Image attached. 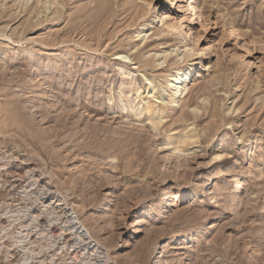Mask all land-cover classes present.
Instances as JSON below:
<instances>
[{"label": "rangeland", "instance_id": "obj_1", "mask_svg": "<svg viewBox=\"0 0 264 264\" xmlns=\"http://www.w3.org/2000/svg\"><path fill=\"white\" fill-rule=\"evenodd\" d=\"M16 1L0 0V264H153L156 252L158 264H264V0H196L202 15L191 0H153L178 24L191 14L190 43L201 31L209 53L188 104L156 129L141 115L155 100L144 73L164 98L166 67L131 65L133 31L153 16L126 9L138 0H61L48 15ZM136 87L146 99L135 107ZM204 95L208 111L185 120ZM192 120L194 147L168 154L161 142L180 141ZM215 152L227 186L241 180L239 199L213 178Z\"/></svg>", "mask_w": 264, "mask_h": 264}, {"label": "bare ground", "instance_id": "obj_2", "mask_svg": "<svg viewBox=\"0 0 264 264\" xmlns=\"http://www.w3.org/2000/svg\"><path fill=\"white\" fill-rule=\"evenodd\" d=\"M17 1L20 2L21 5L24 6L25 8L27 7V5H29L28 3H30V2H31L30 7H33V4H35V6L38 4V12H37V6L35 7L36 8L35 11L39 14L40 13L44 14V12H45V14H47V15H48V13H51V14L53 12L56 13V11H58L59 5L62 3L61 0H17ZM174 1L175 0H171L170 6L173 5ZM13 2H14V0H13ZM106 2H107V0H97L96 1V3H101V4H104ZM120 3L122 5L123 1ZM16 4H18V3H16ZM160 4H161L160 2L156 3V4H155V2L153 3V0H138L137 2H134V4L129 5L126 8L127 10L134 12V9H137L138 7L142 8L144 6L146 9V14L150 13V12L153 14L152 19L146 20L145 22H143L141 24L142 27L135 28V30L133 31L137 38L135 39V42H134L135 43L134 48L132 47L131 49H133V51H132L133 53L137 51L136 52L137 58L134 57L132 59H134V61H135V58L138 59L137 61L131 63V65L133 64L132 65L133 68H136V69L140 68L141 72L142 71L145 72V70L148 68L162 69V68L166 67L163 75H161V76H163V78H161L162 79L161 87H162V90L166 91V96L164 98L161 95H158L159 94L158 93V87L160 86V83H156L155 82L156 80L154 77H152V76L150 77L149 74L144 73V77L146 79V84L148 85V93H152V95H150L149 98L152 97L153 99L155 98V100L152 101L149 99V100L145 101L146 98L141 96V91L139 89H137V87H136L137 90H135V91L132 90L133 92H136V95H134V96H136L137 99L133 100L134 98L131 99L132 97L131 98L129 97L130 98V99L128 98L129 100L126 99V101L128 100V102L130 103V106L134 105L135 107H136V104L141 105V103L143 101L146 102L142 106V111H144V113H142L141 115H144V114L146 115V118L145 117L144 118L147 119L149 121V123H151L152 128L156 127L157 124H155V123L162 122V120L164 119L165 114L168 110H174V109L181 110L183 105L188 104V102L186 100H185L186 103L183 104L182 98L184 95L188 94V92L190 91V88H189L190 81H192V79L195 76H199L202 72H205L206 69H209L208 60L206 63L203 62V59L207 58L209 55V53L207 52V46L204 45L201 48L200 47L198 48V46H197L199 36H201V34H202L201 31H199L198 35H196L195 37L193 35V31H191L192 35H193L192 36V39H193L192 42H194V44H191L190 43L191 40H189L191 36L188 33H190V30H192V28H193L191 26V24L194 23L193 16H191V14L189 13L190 15L186 17L185 21H182L181 24H178V22H176L175 20H172V18H174V17H172L169 9L167 11H164V8H162V5H160ZM51 7H52V9H51ZM179 8H181V10H182V6H180ZM189 8L191 9L190 12H193L196 8H198V11L202 15V9L198 5L196 0H191V4H190ZM148 11H150V12H148ZM135 12H137V10ZM138 15H139V13H138ZM167 16H169V19H165ZM178 18L181 21V18H183V16L178 15ZM228 31H229V34L231 36H234V35L236 36V34L238 33L239 30H238V27L234 23L229 22ZM154 38L158 40V43H156L157 45L161 44V48L156 49L154 51L148 50V51L142 52L143 48L147 45V43L149 41H153ZM168 42L169 43L172 42V43L167 44ZM177 43H179L180 45ZM115 56H116V59L121 60L123 63H125L127 61L126 60L127 58H129V60L131 59V55H127V53H123V52H116ZM203 56H205V57H203ZM171 62L173 65H174V62L179 64V65L177 67L173 66L174 67L173 69L167 68L169 65H171ZM131 65H129V66H131ZM128 71L129 70L127 68L123 67V73H126ZM125 75H127V74H125ZM215 75H217V74H215ZM215 75H213L212 77H209L210 78L209 79L210 82L208 81V83H210L209 85H213V86L215 85L216 77H218V75L217 76H215ZM214 76H215V78H214ZM130 81H132V80H130ZM126 85H130V84H126ZM206 86H208V85H206ZM131 89L130 90L123 89V90L127 91V93H129V95H131V93H130ZM123 90H122L121 95H123V93H125V92H123ZM211 91H213V90H211ZM120 92H121V88H120ZM144 93H146V92H144ZM204 96L205 97H202L200 99V103H198V101H197L195 104L191 103L190 105H188L189 110L185 114H183L184 119L187 117H189V118L193 117L194 119H197L200 117V114H199L200 112L203 111V113H205L208 111L207 103L210 102L209 98H208L209 96L208 97H206V95H204ZM123 99H125V97ZM121 102H122V100H121ZM128 102H126V103H128ZM154 102L157 103L155 106H153ZM126 103H125V105H127ZM127 107H129V106L127 105ZM122 109H123V107H122ZM136 109H137V112H139V113L141 112V110H139L138 107ZM145 119H143L142 121H144ZM185 120H187V119H185ZM191 123H192V127H191L189 134H186V132H185V134H182L184 137L181 138L180 141H178V139L175 138L173 143H170L171 142L170 140H168V142H167V139H166V141L163 140L161 142V144L163 146H165V147L168 146V148H167L168 154H172L176 157L181 156V155L186 156V154L189 153L188 151L194 147L192 145L190 147V144L197 142V140L193 141V139L199 137V134L198 135L194 134L195 130L193 129V124L195 123V121L192 120ZM232 128H233V126H232ZM238 138H239V136L237 137V139ZM224 159H225V156L222 154V152H215L212 154V160H210V161L213 164L216 163V167L214 168V172L212 174L213 178H216V180L219 181V185L221 186L220 187L221 190H226L227 191L226 193H228L232 198L239 199L240 194H241V187H242L241 180L238 178V176H236V177H234V178H236L235 180L232 179L233 181L231 183V187L229 188V186H227L228 180L226 178V175L228 172H227V167L225 166L224 161H223ZM211 183L212 182H209V178H207V180H204L202 182V185L205 187L204 192L207 191L208 185ZM200 192L203 193L202 190ZM72 213L74 214V212H71L69 217L72 216L74 224L77 226L78 229L80 228V232L83 234L89 235V230L81 224V221L78 219L76 214H75V216H73ZM71 246H72V244H71ZM156 254H157V252L155 253V255L153 257V260H152L153 262H151L153 264H158V259L156 257L157 256Z\"/></svg>", "mask_w": 264, "mask_h": 264}]
</instances>
